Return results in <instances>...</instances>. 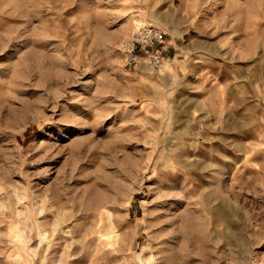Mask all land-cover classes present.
<instances>
[{
	"label": "rangeland",
	"instance_id": "1",
	"mask_svg": "<svg viewBox=\"0 0 264 264\" xmlns=\"http://www.w3.org/2000/svg\"><path fill=\"white\" fill-rule=\"evenodd\" d=\"M0 264H264V0H0Z\"/></svg>",
	"mask_w": 264,
	"mask_h": 264
},
{
	"label": "built area",
	"instance_id": "2",
	"mask_svg": "<svg viewBox=\"0 0 264 264\" xmlns=\"http://www.w3.org/2000/svg\"><path fill=\"white\" fill-rule=\"evenodd\" d=\"M166 31L152 23H135L131 35L124 41L123 54L128 63L145 62L151 70L164 61Z\"/></svg>",
	"mask_w": 264,
	"mask_h": 264
},
{
	"label": "crops",
	"instance_id": "3",
	"mask_svg": "<svg viewBox=\"0 0 264 264\" xmlns=\"http://www.w3.org/2000/svg\"><path fill=\"white\" fill-rule=\"evenodd\" d=\"M194 28H192V26L189 27L188 30H195L196 29V26H193ZM166 31V35H165V45H164V57L165 59H173L171 58V56L173 55L174 52H176V55H177V52H178V47H179V43H180V33H181V36H184V34L186 33V30H180L179 32L173 30V29H170V30H165ZM176 57V56H175ZM176 58H174L175 60ZM174 62V61H172Z\"/></svg>",
	"mask_w": 264,
	"mask_h": 264
},
{
	"label": "bare ground",
	"instance_id": "4",
	"mask_svg": "<svg viewBox=\"0 0 264 264\" xmlns=\"http://www.w3.org/2000/svg\"><path fill=\"white\" fill-rule=\"evenodd\" d=\"M166 67V66H165Z\"/></svg>",
	"mask_w": 264,
	"mask_h": 264
}]
</instances>
